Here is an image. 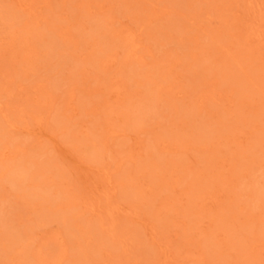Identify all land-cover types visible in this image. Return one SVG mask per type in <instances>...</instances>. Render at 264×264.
Here are the masks:
<instances>
[{"label": "rangeland", "instance_id": "rangeland-1", "mask_svg": "<svg viewBox=\"0 0 264 264\" xmlns=\"http://www.w3.org/2000/svg\"><path fill=\"white\" fill-rule=\"evenodd\" d=\"M0 264H264V0H0Z\"/></svg>", "mask_w": 264, "mask_h": 264}]
</instances>
